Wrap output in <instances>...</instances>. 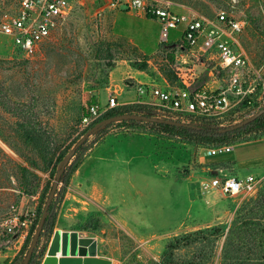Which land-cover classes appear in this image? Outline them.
<instances>
[{"label":"rangeland","instance_id":"1","mask_svg":"<svg viewBox=\"0 0 264 264\" xmlns=\"http://www.w3.org/2000/svg\"><path fill=\"white\" fill-rule=\"evenodd\" d=\"M169 1L175 10L206 18L225 10L245 21L239 43L250 72L243 89L255 87L212 119L187 113L177 120L229 129L263 110L264 93L254 79L264 81V0ZM102 5L103 0H71L68 15L31 57L0 36V222L12 213L28 220L22 242H9L0 226V264L22 263L59 162L86 132L88 105L102 106L112 87L118 95L130 90L134 69L156 82L174 76L175 55L160 44L158 19L144 23L142 12H100ZM120 12L132 19L118 22ZM141 31L146 49L157 44L152 52L141 50L144 36H135ZM177 35L171 31L170 40ZM186 59L193 86L224 84L214 61ZM125 101L115 107L143 106ZM104 127L84 141L81 161L64 188L60 177L51 202L52 231L40 235L30 264H41L56 229L94 237L96 257L107 264H264V183L253 194L210 204L198 190L201 170L209 164L237 176H260L264 129L235 135L229 152L208 156L195 141L152 127L112 124L101 132Z\"/></svg>","mask_w":264,"mask_h":264},{"label":"built area","instance_id":"2","mask_svg":"<svg viewBox=\"0 0 264 264\" xmlns=\"http://www.w3.org/2000/svg\"><path fill=\"white\" fill-rule=\"evenodd\" d=\"M70 3L71 0H0V36L10 37L13 49L20 55L34 56L57 24L68 15ZM106 10H124L128 14L142 12L161 23L158 31L160 44L173 50L176 79L165 86L154 82L135 85L139 97L136 103L152 107L154 116L177 120L189 113L212 119L228 110L236 98L254 90L250 84L247 91L243 89L250 72L249 61L239 43L245 21L225 10L217 12L214 18H206L196 12L175 10L169 0H103L100 12ZM171 31L178 35L170 40ZM192 56L214 61L215 68L225 76L224 84L214 80L211 84L193 86L195 77L183 67L186 58ZM254 81L263 94L264 81L259 77ZM117 98L116 90L110 89L102 106L90 103L82 118L84 124L117 106ZM233 145L222 143L200 147L206 155L213 156L229 152ZM226 170L218 163L202 168L198 190L203 203H214L227 196L253 194L264 183V172L260 176L252 173L237 176ZM27 221L20 219L18 213L1 220L0 226L9 235V242L24 240Z\"/></svg>","mask_w":264,"mask_h":264},{"label":"water","instance_id":"3","mask_svg":"<svg viewBox=\"0 0 264 264\" xmlns=\"http://www.w3.org/2000/svg\"><path fill=\"white\" fill-rule=\"evenodd\" d=\"M252 115L249 119L242 122L238 126L244 125L254 119L258 114ZM143 121L153 122L174 126H193L195 124L186 123L184 121L165 119L152 115H145L140 113H119L108 116L94 126L90 127L84 135L78 139V141L72 146L71 150L65 154V156L59 162V170L55 180L52 184L49 200L46 202L42 213L39 216L37 226L33 233L30 245L25 253L21 264H28L31 255L35 251L37 242L39 240L40 233L44 226L46 215L49 212V207L55 195L60 177L62 176V166L64 163L69 162L74 156L76 149L98 128H102L106 124L118 122V121ZM97 253V241L94 237H81L77 231H57L54 233L49 252L45 256L41 264H107V260L96 257Z\"/></svg>","mask_w":264,"mask_h":264},{"label":"trees","instance_id":"4","mask_svg":"<svg viewBox=\"0 0 264 264\" xmlns=\"http://www.w3.org/2000/svg\"><path fill=\"white\" fill-rule=\"evenodd\" d=\"M147 17L155 18L153 16L147 15ZM145 64L143 65L144 69ZM145 106V105H143ZM143 106H128V107H113L111 109L106 110L103 112L100 116H98L94 121L88 124V127L85 129L86 131L94 126L96 123H98L100 120L119 113H140L145 115H153V113L150 112L149 108L143 109ZM112 124H119L126 127H152L157 130H160L161 132H165L171 135L180 136L184 139L192 140L198 143L200 146H207V145H215V144H222V143H228L230 142L234 136L236 137L247 133L249 131H259L261 129H264V111L258 114L254 119L249 121L248 123L241 125V126H235L233 128L229 129H218L214 128L212 126H174V125H166V124H160V123H153V122H143V121H118L106 124L103 129L100 131L103 132L107 127H109ZM83 147V143L79 145V147L75 151V159L70 162L68 167L62 172L61 180H62V188H64L68 182L69 177L72 175V173L77 169L81 158V149ZM74 154V155H75ZM43 209H39V216L42 213ZM39 219V218H38ZM38 219L36 222V225L34 227V230L37 226ZM53 220H54V213H52V205L49 207V212L46 215L44 226L42 228V233L45 232L46 229L52 231L53 228ZM40 237V236H39ZM260 239V238H259ZM264 241V239H263ZM240 246H237V249H239ZM227 253V251H226ZM32 257V255H31ZM31 260V258H30ZM30 260L29 263L30 264Z\"/></svg>","mask_w":264,"mask_h":264},{"label":"crops","instance_id":"5","mask_svg":"<svg viewBox=\"0 0 264 264\" xmlns=\"http://www.w3.org/2000/svg\"><path fill=\"white\" fill-rule=\"evenodd\" d=\"M127 18H130V19H132L131 17H129V16H125V13H122V12H120V13H118V15H117V20H118V22H120V21H122V19H127ZM140 19L142 20V22H146V21H148V20H150V19H154V18H151V17H147V15H145V14H141V16H140ZM130 21V20H129ZM140 33V32H139ZM138 34V33H137ZM135 35V36H138V37H141V36H144L141 40H140V48H141V50L142 51H144V52H152L156 47H157V44L155 43L154 44V46L151 48V49H146L145 48V45L147 44L146 43V36H145V33L144 32H142L141 31V34H138V35ZM158 37V36H157ZM131 74H132V77H133V79L134 80H131V81H129L128 82V85L130 86V90H126L125 92H124V94L123 93H121V95L119 94L118 95V90L116 89V87H112L111 89H114V90H116V92H117V96H118V98H119V101H118V104H122V105H125V104H127L128 102H126L125 100L126 99H128V98H130V99H133L134 101H131V103H136L137 102V99H136V93H135V89H134V86L136 85V84H138V83H147V82H154V83H159V84H161L162 86H165V85H167V84H170V83H172V82H174V80L176 79V77L175 76H172V78H171V81H169V82H167L166 80H164L163 82H156L155 80H153L151 77H150V75L148 74V73H146L144 70H137V69H134L133 70V72H131ZM126 86V85H125ZM132 87V88H131ZM121 96V97H120ZM126 96V97H125ZM125 97V99H123ZM121 99H123V100H121ZM137 173H138V171H137ZM57 231H59V230H54V233L55 232H57ZM50 249V248H49ZM48 253V252H47ZM46 256V255H45ZM45 258V257H44ZM44 260V259H43Z\"/></svg>","mask_w":264,"mask_h":264}]
</instances>
